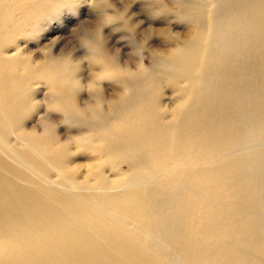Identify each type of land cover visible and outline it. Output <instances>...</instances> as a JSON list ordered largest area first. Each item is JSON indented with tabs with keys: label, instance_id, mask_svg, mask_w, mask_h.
<instances>
[{
	"label": "bare ground",
	"instance_id": "6f19581e",
	"mask_svg": "<svg viewBox=\"0 0 264 264\" xmlns=\"http://www.w3.org/2000/svg\"><path fill=\"white\" fill-rule=\"evenodd\" d=\"M41 2L0 0V164L3 155L10 172L0 175V264H264V0H216L192 40L122 75L125 92L106 112L99 91L78 107L68 59L4 58L31 25L15 16H39ZM43 78L88 127L78 142L97 156L83 181L70 143L21 127L30 82ZM165 88L178 98L170 109ZM53 173L64 187L56 206L51 189L34 188Z\"/></svg>",
	"mask_w": 264,
	"mask_h": 264
},
{
	"label": "rangeland",
	"instance_id": "374dc122",
	"mask_svg": "<svg viewBox=\"0 0 264 264\" xmlns=\"http://www.w3.org/2000/svg\"><path fill=\"white\" fill-rule=\"evenodd\" d=\"M207 1L42 0L37 10L39 16H35L33 10L28 14L22 10L21 16H15L16 22L17 18H21L24 22L31 18V25L25 28L26 31H17L11 40L16 43L7 47L3 56L14 58L16 55L13 53H19L31 66H42L50 57L68 59L75 67V75L70 79L79 81L81 85L72 96L78 107L84 109L95 105L98 100L96 91H99L104 100L102 111L106 112L109 109V103L125 92L122 75L125 77L131 73L142 75L144 71L140 72V68L156 67L160 62L157 61L158 59L171 56L194 38L200 31L197 18L205 20L210 9L215 7L216 0ZM24 14L28 16L24 18ZM99 32L102 34L104 43V47L100 49L97 46ZM164 63L165 61L160 63L159 67H163ZM16 66L21 71L22 67L17 64ZM29 86L30 93L25 104L26 110H24L25 119L22 120L21 127L25 133L37 140L56 134L59 136L60 143H70L74 157L72 156L71 161L67 163L78 167V181H83L82 177L86 169L94 165L96 162L94 157L97 156L94 151L85 149V144L78 142L81 134L89 133L88 127L81 118L69 116L63 109L64 92L61 93L58 90L56 92L44 78L31 81ZM162 104L165 109L174 107L178 104L177 95L173 94L169 88H165ZM15 136L10 137L11 147L13 150L17 148L23 151L25 148L21 143V145L16 144L19 139ZM247 145L251 146L249 149L259 148L254 140ZM5 150L10 154V151ZM1 161L3 166L0 164V175H10L9 160L2 155ZM126 170V165H122V171ZM111 171L110 178L121 177L117 171ZM54 174L51 180H48L50 182H45L49 188L44 187L43 184L40 185L39 182L35 184L32 180L39 195L43 194V190L48 192L51 189L49 194L52 200L45 199L48 205H50L49 202L52 204L51 206L57 205L56 201H59L57 192L64 189L59 184L57 175ZM53 190H56L55 193Z\"/></svg>",
	"mask_w": 264,
	"mask_h": 264
}]
</instances>
